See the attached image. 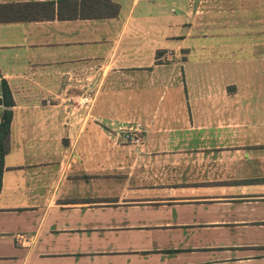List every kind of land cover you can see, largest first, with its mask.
I'll return each mask as SVG.
<instances>
[{
	"label": "crops",
	"instance_id": "0c3cea01",
	"mask_svg": "<svg viewBox=\"0 0 264 264\" xmlns=\"http://www.w3.org/2000/svg\"><path fill=\"white\" fill-rule=\"evenodd\" d=\"M91 1L0 0V264H264V0Z\"/></svg>",
	"mask_w": 264,
	"mask_h": 264
},
{
	"label": "rangeland",
	"instance_id": "374dc122",
	"mask_svg": "<svg viewBox=\"0 0 264 264\" xmlns=\"http://www.w3.org/2000/svg\"><path fill=\"white\" fill-rule=\"evenodd\" d=\"M90 94L92 95V91L90 90ZM90 102V98H88V100H86V103L84 102V97H80V99H72L71 101H69V105L71 106V108H75L76 106L79 109H86L85 106H87V104ZM172 125V124H171ZM125 127H122L120 129H118V134L116 137L121 138L122 140V144L125 143H129V144H133V142L129 141V139L126 138L127 134L130 133H135L137 135V137H139V139H143V132L141 131V128H139V125L135 126V127H129V125H123ZM137 129V130H136ZM141 140H139V144L138 143H134L135 145H137V149L131 148L132 149V153H131V157L132 160H135L136 158V162L135 164L132 166V172L133 174H135L136 177V183L140 186H150L152 185V183H172L173 181H177V179H173V180H165V179H161L160 174L161 172H165L168 171L166 164L165 163H161L162 162V158H158L157 156L162 155V153L159 151H155L153 149H149L150 151H155V152H151L148 153V149L144 148V150H140V146H141ZM128 145V144H127ZM126 154L129 155V148L128 146H126ZM133 151L135 153H133ZM152 156V157H150ZM127 161H129V156L127 157ZM171 162V161H170ZM131 165V164H130ZM176 164H174L175 166ZM164 168V169H163ZM130 167L128 168H123L122 171L126 170L127 173L130 172ZM174 170V169H173ZM176 170V169H175ZM116 171V170H115ZM121 171V170H120ZM154 174H156V176H154ZM175 175V174H174ZM113 180V179H111ZM109 182L113 183V181ZM107 181V183H109ZM111 189H113L114 187L111 186Z\"/></svg>",
	"mask_w": 264,
	"mask_h": 264
},
{
	"label": "trees",
	"instance_id": "16d2710c",
	"mask_svg": "<svg viewBox=\"0 0 264 264\" xmlns=\"http://www.w3.org/2000/svg\"><path fill=\"white\" fill-rule=\"evenodd\" d=\"M103 2L110 7L105 9L103 12H96L95 10H90L88 14H83L85 15H90L93 17H100V15H105V16H110V15H116L117 14V5L111 4L108 0H93L90 3L93 4H88L91 7L93 6H99V4ZM33 17V16H32ZM31 17V18H32ZM24 19H29V17H26ZM2 96H3V102L6 106H12L13 105V99H12V94L8 86L3 82L2 83ZM11 120V111L7 110L3 114V121L0 123V177L3 169V158L5 154L8 151V134H9V123Z\"/></svg>",
	"mask_w": 264,
	"mask_h": 264
},
{
	"label": "built area",
	"instance_id": "2783aa9c",
	"mask_svg": "<svg viewBox=\"0 0 264 264\" xmlns=\"http://www.w3.org/2000/svg\"><path fill=\"white\" fill-rule=\"evenodd\" d=\"M86 100H88L87 97L84 98V102L86 103ZM137 130V129H136ZM126 138L129 139V141L133 143H138L139 142V137L135 133H130L126 135Z\"/></svg>",
	"mask_w": 264,
	"mask_h": 264
}]
</instances>
